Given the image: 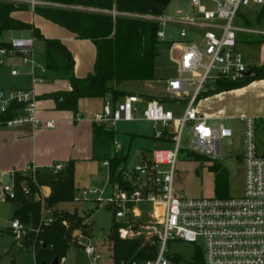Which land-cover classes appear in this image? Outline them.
I'll list each match as a JSON object with an SVG mask.
<instances>
[{"label":"built area","instance_id":"2783aa9c","mask_svg":"<svg viewBox=\"0 0 264 264\" xmlns=\"http://www.w3.org/2000/svg\"><path fill=\"white\" fill-rule=\"evenodd\" d=\"M25 3L31 10L35 6H52L64 9L85 10L139 17L158 23L157 37L166 40L163 28L168 24L192 27L198 36L189 39L186 29H181L178 38L169 40L166 48L169 62L175 75L166 80V91L170 97L178 96L193 85L192 95L186 101L180 115L166 107L156 98L147 99L141 111V118L160 126L153 137L165 145L154 148L150 157L143 156L132 168L126 164L120 167L119 176L111 177L109 161L101 165L107 168V175L99 188H76L73 202L91 200L96 206L104 204L112 211V223L118 225V236L122 239L142 237L144 242L155 249L154 256L142 260L140 264H181L194 263L198 256L202 264H264V155L258 153L255 142V121L252 117L243 118V149L239 154L243 172L242 193L237 196H212L186 198L174 191L175 164L181 149L189 157L198 155L213 163L222 159V141L232 139L233 131L222 119L215 125L196 110L197 95L211 89L214 80L226 78L232 81L242 79L250 73L237 50L238 32L264 34L250 28H240L234 19L240 9L250 6H264V0H189L192 15L180 19L169 16L135 14L117 11L112 8H97L80 4H68L57 0H2ZM198 31V32H197ZM34 36L9 41L10 47L0 48V65L4 59H19L33 72L39 66L33 57ZM167 41V40H166ZM42 71L45 68L40 67ZM19 73L17 68L12 75ZM36 95L30 88L1 89L0 115L10 111V107L20 105L18 113L2 122V127L15 128L29 125L35 129L41 123L36 112ZM141 97L135 93L113 101L105 97L100 112L92 117V122L111 129L118 121L136 119L137 104ZM13 109V108H12ZM48 127L55 125L54 119L47 121ZM188 127L186 143L183 131ZM55 170L63 167L57 163L50 165ZM35 166L28 165L21 170L22 175H30L35 181ZM14 173L2 183V190L8 199H13ZM23 190L26 188L23 186ZM43 186H38L34 198L40 202V220L47 225L54 221V207H47ZM11 231L21 247L26 237L38 229L26 226L13 218ZM85 238V237H84ZM84 240V239H83ZM79 241L83 252L92 264L102 261L114 264L108 248ZM177 241L192 245L190 257L170 252ZM23 244L21 245V243ZM42 244V241H39ZM103 245V244H102ZM107 247V246H106ZM33 252V246H30ZM104 253L108 254L107 260ZM64 263V258H62ZM60 264V262H59ZM135 264V262H133Z\"/></svg>","mask_w":264,"mask_h":264},{"label":"trees","instance_id":"16d2710c","mask_svg":"<svg viewBox=\"0 0 264 264\" xmlns=\"http://www.w3.org/2000/svg\"><path fill=\"white\" fill-rule=\"evenodd\" d=\"M68 4H80L97 8L110 9L114 4L117 11L135 14L161 15L171 0H57ZM31 10L25 3H14L0 0V48L10 47L8 41L1 36L7 30H30L36 39L44 43V68L69 82L68 90L44 93L37 99H52L58 110H69L77 113V102L80 98L110 97L113 101L131 94L120 88L125 81L154 80L155 59L161 54L160 47L167 48L168 42L157 37L158 23L138 17L122 15L112 16L85 10L64 9L52 6H35L31 11L51 22L65 28L79 39H88L95 46L93 71L86 76L74 74V59L67 47L58 38L44 37L32 23L12 16L15 11ZM264 42V37L260 39ZM46 76L44 75L43 78ZM255 79H264V64L251 67L250 73L242 79L232 81L226 78L214 80L213 87L201 92V96L237 88ZM155 98L149 96L148 99ZM158 99V98H156ZM161 102H172L174 99L161 98ZM20 105L10 107V111L0 115L2 122L18 113ZM13 108V109H12ZM96 135L109 134L113 131L103 126H94ZM199 157L198 155H195ZM202 157V156H200ZM206 159L205 157H203ZM127 154L114 152L108 157L111 177L119 176V166H123ZM54 165V164H53ZM215 172L214 194L227 196L228 174L219 163H213ZM14 198L9 199L14 205L12 218L19 219L26 226L38 229L29 233L33 242L34 264H52L55 258L58 264L66 256L75 239L73 231H85L89 228L85 218L65 209L53 212L54 221L45 225L40 220V202L34 195L38 186H48L49 194L45 197L47 207H55L59 203L72 202L75 195L74 160H69L60 169L42 167L35 172V181L30 175H22L20 171L13 176ZM23 186L26 190H23ZM118 225L111 224L105 244L113 257L114 264H140L142 260L152 258L155 249L149 247L142 237L125 238L118 236ZM28 236V237H29ZM42 241V244L39 243ZM23 247L30 249L27 238ZM31 250V249H30ZM202 264L200 256L194 263Z\"/></svg>","mask_w":264,"mask_h":264},{"label":"rangeland","instance_id":"374dc122","mask_svg":"<svg viewBox=\"0 0 264 264\" xmlns=\"http://www.w3.org/2000/svg\"><path fill=\"white\" fill-rule=\"evenodd\" d=\"M263 8L260 6H250L248 8L240 9L239 13L234 19V23L240 27L262 28L264 27V10L256 19V14ZM192 7L189 0H171L165 8L163 14L173 18L180 19L187 14L192 15ZM19 14L26 20H32L31 10H21ZM34 17V16H33ZM135 17V16H133ZM139 18V17H138ZM249 19V24L245 23V19ZM36 27L44 37L60 38L61 33H67L65 28L47 20L35 16ZM29 22V21H28ZM30 23H32L30 21ZM188 30L189 39L196 40L198 36H194L196 32L192 27L181 26ZM180 25L168 24L163 30L166 32L165 38H177ZM198 32V31H197ZM26 36L28 32L24 33ZM263 36V34H248L238 32L241 42L238 43L237 49L244 56V61L251 60L253 55L256 54V46L248 43L247 39H254V37ZM4 37V36H3ZM250 37V38H249ZM7 38H9L7 36ZM5 39V37H4ZM71 45V42H69ZM84 45V44H83ZM80 46V44H79ZM161 54L155 59L156 78L152 81H125L120 85L121 89H133L134 91H142L162 95L163 93V80L164 77H171L175 75L173 65L169 62L165 46L160 47ZM44 43L42 40L34 41L33 54L34 57L44 67ZM77 51V50H76ZM85 52V46H80L77 53L82 55ZM13 64V63H11ZM11 64L9 59H4V65L0 66V88L10 89L17 87H24L30 83L27 76L13 77L10 75ZM186 102L174 100L168 102L165 106L170 108L174 114L180 115L184 110ZM144 103L141 101L137 104L138 110L135 113L136 119L130 121H118L115 123L114 130L115 136L109 134H102L98 140L99 154L106 153L110 156L114 150H121L123 154H127L126 166L128 169L132 168L138 163L143 156L150 157L151 151L154 148L165 147L159 140L153 138L154 132L160 129V126L154 125L150 121L138 118L141 117V111ZM226 126L228 124L223 122ZM135 134L136 136H132ZM188 127L186 126L183 131V141L186 143L188 137ZM143 152V153H142ZM239 152V144L231 142L230 139L222 141V159L217 162L226 169L228 174L227 194L230 196H237L242 193L243 172L240 160L236 157ZM105 154V155H106ZM103 156V155H102ZM212 161L204 159L203 157L192 156L189 157L185 149H181L175 164V183L174 191L177 195H182L186 198L212 196L214 194V177L215 172L211 169ZM121 166H119L120 169ZM92 175H89V173ZM107 175V168L100 169V161L98 162H81L78 164L75 185L76 188H99L102 186V181L105 180ZM55 210L65 209L71 213H77L79 216L85 218L84 222L88 224L89 228L85 231L76 229L73 231L75 239L64 257L63 264H92L90 258L83 252L82 246L79 244L80 240L84 243L96 244L99 248L106 249L105 240L112 224V211L107 209L104 204L98 206L91 200L81 202H63L57 204ZM13 213V203L6 198L2 190V180L0 179V264H34V255L30 249L21 247L19 241L16 240L14 233L11 231L10 223ZM76 231V234L74 235ZM33 233V232H31ZM27 235V245L32 246L30 243V236ZM85 237V238H84ZM103 244V245H102ZM170 252L180 254L184 258H188L192 252V245L185 241H177L170 247ZM60 260V264L62 263ZM94 264H111L110 261L104 263L97 261Z\"/></svg>","mask_w":264,"mask_h":264},{"label":"crops","instance_id":"0c3cea01","mask_svg":"<svg viewBox=\"0 0 264 264\" xmlns=\"http://www.w3.org/2000/svg\"><path fill=\"white\" fill-rule=\"evenodd\" d=\"M263 10L264 9L261 8L259 12H257V20H259V16L262 14ZM32 14V20H26L23 17H20L22 14H19V11L13 12L12 16L22 21H31L35 26V16L37 14H34L33 12ZM188 16L191 15L187 14L182 16V18ZM40 18L43 17L40 16ZM245 23L249 24V19L246 18ZM240 28H250L264 33V27L255 29L247 26ZM181 29L185 28L180 25L179 31ZM25 32H28L27 36H34L30 30H7L3 32L1 39L9 42L12 39L27 37L24 34ZM66 32L67 33L60 34L61 36L59 40L67 47L74 59V74L78 77L86 76L89 72L93 71L95 46L88 39H79L71 32ZM7 36L9 38H7ZM262 37H264V34L260 37H254V39H247L248 43H252L253 46H256V54L253 55L251 60H247L250 67L264 64V42L260 41ZM173 39L176 38H166L167 41ZM35 40L37 39L35 38ZM240 40L241 38L239 37L238 43L241 42ZM69 42H71V45ZM79 44L80 46H85L86 53L82 52V55L81 53L80 55L77 53L78 48L80 47ZM238 51L240 52V50ZM241 55L243 56L242 53ZM34 59L39 66H36L33 72L31 71V67L29 65L22 64L19 59H9V63H13L10 66L11 76H27L30 79V83L27 86L17 88H30L34 91L36 97L44 93L68 90L70 88L69 82L66 79L59 78L52 72H48L46 70L42 71L40 67L43 66H41L40 62L35 57ZM3 65L4 62L0 66ZM13 68H17L19 73L12 75L11 70ZM44 75L46 76L45 78H43ZM155 76H157L156 68ZM160 77L161 80H163L164 94L162 95L142 91L136 92L133 89L123 90L139 95L143 103H145L149 96L158 99L169 98L183 102H186L191 97L192 89L194 87L193 85H191L187 90L182 91L178 96L170 97L166 91V80L170 77H164L163 75ZM103 100V97L80 98L77 102V113H73L69 110L56 109L55 103L52 99H37L36 112L37 116L41 119V123L37 128L32 129L29 125H23L15 128L0 127V179L2 180L5 175L9 176L12 173L21 171L28 165H33L36 168H42L49 167L50 165L57 163L64 164L69 160H74L75 185L77 167L79 163L87 161L99 163L100 161V169L104 167L101 165L102 161L112 156L114 152L122 151L114 150L110 156H107L106 153L99 154L98 136L100 135H96L94 132V126L99 125L92 122L91 119L96 113L101 111ZM163 103L164 105L167 104V102ZM194 105L196 110L207 117L212 125H215L218 122V119H222V122H226L228 124V127H230L233 131L231 142L239 144V152L237 154H239L243 149L244 123L242 119L245 117L254 118L257 151L258 153L264 155V79H255L237 88L201 96L195 100ZM138 118L142 119L140 116H138ZM49 119H54L55 125L53 127H48L47 121ZM112 131L113 135L110 136L114 137V130ZM132 136L136 135L132 134ZM237 158L240 159V156L237 155ZM92 173L95 174V172H91L89 175H92ZM43 192L47 196L50 192L49 187L43 186Z\"/></svg>","mask_w":264,"mask_h":264},{"label":"water","instance_id":"95a60500","mask_svg":"<svg viewBox=\"0 0 264 264\" xmlns=\"http://www.w3.org/2000/svg\"><path fill=\"white\" fill-rule=\"evenodd\" d=\"M8 181V176L5 175L3 178H2V183H7ZM76 234V231L74 233V235ZM23 244V242L21 243V245ZM107 257H108V254L107 253H104V259L107 260ZM52 264H58V259L55 258L52 262Z\"/></svg>","mask_w":264,"mask_h":264}]
</instances>
